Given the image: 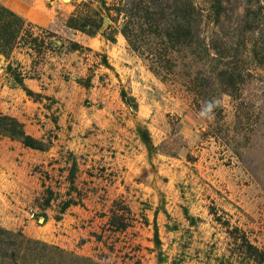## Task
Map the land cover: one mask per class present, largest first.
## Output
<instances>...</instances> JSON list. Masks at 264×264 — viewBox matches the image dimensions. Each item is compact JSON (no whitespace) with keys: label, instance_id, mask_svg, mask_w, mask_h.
Returning <instances> with one entry per match:
<instances>
[{"label":"rangeland","instance_id":"374dc122","mask_svg":"<svg viewBox=\"0 0 264 264\" xmlns=\"http://www.w3.org/2000/svg\"><path fill=\"white\" fill-rule=\"evenodd\" d=\"M83 1L0 0L38 36H24L28 43L1 58L0 113L48 145L40 151L0 135V227L46 245L52 264L75 256L100 264H264L241 247L245 235L264 252V65L240 48L264 43V0H188L203 13L202 37L227 54L206 61L214 50L201 53L195 64L192 51L177 52L169 78L131 49L116 11L104 22L110 40L69 30ZM54 41L65 43L63 52L53 51ZM71 41L91 50L67 52ZM9 63L26 73L33 95L14 83ZM223 68L244 70L236 76L240 95L216 96L205 80L208 98L222 104L214 119L201 118L189 77ZM72 198L80 203L61 212Z\"/></svg>","mask_w":264,"mask_h":264},{"label":"trees","instance_id":"16d2710c","mask_svg":"<svg viewBox=\"0 0 264 264\" xmlns=\"http://www.w3.org/2000/svg\"><path fill=\"white\" fill-rule=\"evenodd\" d=\"M112 11H116L119 16L124 15L125 19L120 32L128 40L131 49L148 60L152 71L163 78L177 74L178 62L175 53L185 49L192 51L191 60L193 63L196 62L195 64L204 60L200 55L201 53L206 55L211 50H214V55L209 56L211 58H207L206 61H222L226 58L225 48L219 49L218 46L212 45L211 42L202 37L203 13L188 0H116L112 5H108L107 0H85L69 16L65 26L69 30L78 31L91 37L102 32L104 37L110 40L106 31L112 28V25L104 29V22L107 17L114 20L111 15ZM248 13L250 14L251 10ZM134 20L142 23L138 25ZM31 28H34L31 22L0 3V62L2 57L9 59L14 50L23 46L22 40H25L26 43L29 42L24 36L31 38L34 42L38 41V36H35ZM70 44L67 52L91 50L74 41H71ZM50 47L53 51L63 52L65 43L54 41L51 42ZM240 48H243L245 52L248 51L258 63L264 65V43H252L250 47L248 43H244ZM209 53L211 54V52ZM104 62L107 64L106 59ZM7 71L11 73L15 84L23 87L29 95L34 94L25 86L26 73L23 70L17 69V67L13 68V65L9 63ZM231 71L230 68H223L216 69L213 72V77L203 75L197 78L189 77L190 84L194 86L192 90L201 96L199 102L210 100L208 98L209 92L203 85L205 80L213 82L211 85H215L216 96L228 94L232 97H238L240 88L236 76L239 78L243 76L244 70L237 68V71H240L238 75ZM90 78H81L78 82L89 86ZM208 88L214 87L208 86ZM122 99L132 108H137L135 99L129 97L125 91H122ZM218 110L217 108L215 111ZM0 135L17 139L26 147L40 151L46 150L48 146L28 135L23 123L18 119L2 113H0ZM74 180L75 171L71 169L69 181L72 187ZM78 203L80 202L73 198L65 201L61 212ZM241 238V247L251 256L263 262L264 252L254 247L245 235H242ZM48 249L46 245L27 238L21 232L0 227V264H52ZM59 262L60 264H100L91 259L76 256L59 259Z\"/></svg>","mask_w":264,"mask_h":264},{"label":"clouds","instance_id":"9594fccd","mask_svg":"<svg viewBox=\"0 0 264 264\" xmlns=\"http://www.w3.org/2000/svg\"><path fill=\"white\" fill-rule=\"evenodd\" d=\"M222 101L219 98H212L210 100H205L200 108L199 116L201 118L211 120L214 119L215 110L220 107Z\"/></svg>","mask_w":264,"mask_h":264},{"label":"crops","instance_id":"0c3cea01","mask_svg":"<svg viewBox=\"0 0 264 264\" xmlns=\"http://www.w3.org/2000/svg\"><path fill=\"white\" fill-rule=\"evenodd\" d=\"M11 9V8H10ZM14 11V10H13ZM16 12V11H15ZM17 13V12H16Z\"/></svg>","mask_w":264,"mask_h":264}]
</instances>
